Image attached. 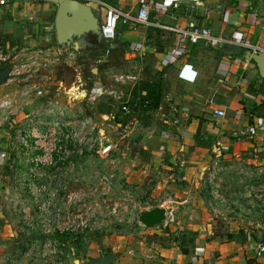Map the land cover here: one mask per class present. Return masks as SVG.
I'll list each match as a JSON object with an SVG mask.
<instances>
[{"label": "crops", "instance_id": "crops-1", "mask_svg": "<svg viewBox=\"0 0 264 264\" xmlns=\"http://www.w3.org/2000/svg\"><path fill=\"white\" fill-rule=\"evenodd\" d=\"M102 1L124 13H136V0ZM147 1L150 20L154 24L173 27L195 18L201 26L222 34L227 42L221 47H206L199 43L181 50L176 45V35L170 31H162L156 26L147 28L121 24L116 41L90 44L85 37H81L79 39L82 41H74L71 46L78 52L84 70L92 73L91 83H95L97 76L111 66H115V71H131L137 75L138 81L132 92L131 115L134 117L132 122L126 125L119 123L118 126L126 133L141 129L143 137L133 144L140 146L142 154H145L142 161L160 164L166 159L176 164L177 160L186 173L195 169L196 165L202 167L206 162L212 164L215 161L226 165L229 175L236 180L243 179L250 188L254 183L258 184L256 190L259 195H264V79L258 75L252 59L253 50L240 45L241 41L248 40L252 46L264 49L260 32V20L264 15L263 0ZM32 3L39 4V9H42L38 12L37 5ZM174 3H178L177 8H173ZM29 6L36 10L33 11ZM56 9L54 4L44 0H16L13 5L0 8L1 39L12 40L13 43L9 45V42L1 41L0 46L33 48L42 44H55ZM97 14L99 17L104 16L103 11ZM98 58L104 62L97 67L94 61ZM61 72L66 74L65 71ZM56 75L60 78L59 74ZM164 83L169 85L165 94H170L173 102L185 109L186 114L180 115L172 126L163 125V122H160V126L149 125L148 120L157 118V113L167 114L173 122L175 118L169 114V103L166 101L170 97H164L163 92L160 106L150 112L141 109L135 92ZM15 90V86L3 84L0 86V97L7 95L14 102L17 99ZM142 94L146 92L142 91ZM42 103L43 100L39 99V103L34 100L25 112H32L37 104L41 108ZM215 110L224 111L225 117L215 116ZM74 114L70 109L68 117ZM23 116L24 113H17L4 121L3 113H0V165L8 159L6 152L13 147L11 138ZM144 116L146 123L142 124ZM127 118L129 116H121V119ZM16 159L13 157L14 167L18 164V167L23 168V160ZM0 176V181L22 178H17L13 171ZM0 192L14 194L8 186L0 188ZM26 194L24 192L21 195ZM261 204V201L257 202L258 210L263 207ZM202 208L208 209L207 206ZM11 210L8 201L0 198V256L5 253L11 256L13 264H36L29 259V254L22 251L32 239L27 238L29 232L24 226H19L12 219ZM187 214L181 211L176 216V224L169 225V229H163V232L158 231L160 225L150 227L157 235L143 238L138 248L118 255L109 253L114 255L110 264H264V256L256 257L254 254L258 234L253 231L248 233L246 229L243 234L232 231L226 240L220 241L214 235L209 219L205 222L193 216L187 217ZM229 234L232 238L228 239ZM101 254L107 253L90 245L80 258V263L86 264Z\"/></svg>", "mask_w": 264, "mask_h": 264}, {"label": "rangeland", "instance_id": "rangeland-1", "mask_svg": "<svg viewBox=\"0 0 264 264\" xmlns=\"http://www.w3.org/2000/svg\"><path fill=\"white\" fill-rule=\"evenodd\" d=\"M36 5L39 12L42 8ZM97 16L99 23L102 22L103 17ZM1 41L0 36V44ZM3 41L9 42L5 38ZM11 42L9 45L13 44ZM80 64L82 74L87 77V70ZM114 67H109L108 71L116 72ZM59 72L56 74L61 79L71 81L72 76L67 71L66 74ZM97 77L104 86L110 85L102 73ZM92 81L93 78L90 83ZM161 85L159 89L164 92V97L168 95L172 99L170 94H165L169 85ZM61 96L60 105L66 104V96ZM70 109L75 114L69 118L68 111L65 116L76 119L79 124L84 118H90V125H77L71 146L68 145L70 142H61L60 148L55 150L49 142L52 152L47 149L44 153L39 147L31 150L29 146L21 148L15 143L6 152L8 159L0 165V175L13 171L17 178L22 177L16 181L2 179L0 188L11 187L14 194L0 192V198L11 205L12 219L29 232L27 238L32 242L28 247L20 248L29 253L33 263L82 264L80 258L90 245L107 254L132 251L138 248L143 238L157 235L153 229L138 222L139 213L155 205L172 211L175 221L171 224L176 222L181 211L188 213L187 217L205 222L209 219L213 233L220 241L226 240L232 231L240 233L245 229L248 233L258 234L257 241L264 237V195H259L256 190L258 184L254 183L250 188L243 179L236 180L229 175L226 165L215 161L212 164L206 162L202 167L196 165L187 173L177 160L176 164L166 159L160 164L142 161L145 154L140 146L133 144L141 140L142 131L138 128L133 132L122 131L117 122L126 125L134 116L121 119L122 114L120 116L111 98L70 103ZM145 117L142 124L146 123ZM155 118L149 119L147 124L160 126L161 118ZM40 135V130H36L25 140L27 143L39 142ZM36 155L44 156L42 163L28 162ZM13 157L17 161L23 160V168L18 164L14 167ZM24 192L27 194L21 195ZM258 201L263 205L261 210L257 209ZM205 206L207 210L202 208ZM260 222L263 223L258 225ZM169 225L160 226L158 231L169 229ZM26 235L28 233L23 234ZM36 249L39 252L37 257L34 255Z\"/></svg>", "mask_w": 264, "mask_h": 264}, {"label": "built area", "instance_id": "built-area-1", "mask_svg": "<svg viewBox=\"0 0 264 264\" xmlns=\"http://www.w3.org/2000/svg\"><path fill=\"white\" fill-rule=\"evenodd\" d=\"M15 1L0 0V8L9 7ZM75 1L85 3L90 7L91 5L94 6L91 8L95 14L101 11L104 12L103 20L99 24L100 38L105 42H111L116 39L119 24L142 25L147 28L156 26L162 29V31H170L176 35V45L181 50H187L191 45L199 43L206 47H221L227 42L222 34L215 33L206 26H201L195 18H190L183 24L173 27L154 24L150 20L147 0H136L137 9L135 14L124 13L121 9L119 10L102 0ZM177 7L178 3H174L173 8ZM225 21L231 23L228 19H225ZM260 32L264 39V15L260 20ZM240 45L245 48H251L254 53L264 52L263 48L252 46L248 40L241 41ZM103 62L102 59L98 58L94 61V65L98 67ZM80 66L78 52L71 47L68 48L57 43L37 45L33 46V48H25V46H0V71L1 69H8L4 84L15 86L16 97L18 99L15 97L16 100L13 102V98H9L7 95L1 96L0 113H3L4 121L10 120L11 116L13 118L17 113H24L22 118L23 123L18 124L12 136L13 146L15 143H18L19 147L29 146L31 150H36L39 147L44 153L47 152V149L48 152H52L48 146L49 142H52L53 149L55 150L60 148L61 142H70L68 145L71 146L76 136L75 129L78 126L84 127L85 125H90V118H84L83 123H80L81 125L74 118L68 119L65 114L70 111V103L79 101L88 103L108 97L116 103L119 114L126 117L132 114V92L138 81V77L134 72H109L107 68L102 72L110 82V85L106 87L98 82V80L95 83H90L93 78L92 76L90 77L92 73L89 71L88 76L85 77L82 74L83 71ZM59 71L70 72L72 74L71 81L65 83L58 78L56 72ZM123 87L128 90H125ZM71 89L76 90L73 93ZM62 94L66 96L67 101L66 104L60 105L59 99L62 97ZM39 99L43 100V103L40 105L41 108L37 104L34 108L35 110L25 112L26 107L32 104L34 100H38L39 103ZM166 101L169 103V114L172 118H175L173 122L168 119L167 114L156 113L157 117L161 118L160 120L163 122V125L172 126L177 123L180 115L186 114V110L178 107L171 98H167ZM13 106L14 108H12ZM225 114L221 110L214 111V115L219 118L225 117ZM36 130H40L41 132L39 142L34 140L31 143H27L25 139L30 137L31 133ZM34 136V138H37L36 135ZM42 158L36 155L30 158L28 162L37 165L39 162L42 163ZM171 212L165 211V218L160 226L165 228L175 221V217ZM36 227L39 228L38 223ZM37 251L38 249L34 253L36 257L39 255ZM254 254L256 257L264 256V237L256 243ZM0 264H13V259L5 253L0 256Z\"/></svg>", "mask_w": 264, "mask_h": 264}, {"label": "water", "instance_id": "water-1", "mask_svg": "<svg viewBox=\"0 0 264 264\" xmlns=\"http://www.w3.org/2000/svg\"><path fill=\"white\" fill-rule=\"evenodd\" d=\"M54 4L57 9L54 18L55 42L58 45L71 47L75 39L90 35L92 39L100 37L99 19L92 8L75 0H44ZM259 77L264 79V52L253 53ZM8 69L0 72V86L4 84ZM163 207H154L139 213L138 222L146 228L159 226L165 218ZM114 260L113 254H101L99 258L92 259L86 264H110Z\"/></svg>", "mask_w": 264, "mask_h": 264}, {"label": "trees", "instance_id": "trees-1", "mask_svg": "<svg viewBox=\"0 0 264 264\" xmlns=\"http://www.w3.org/2000/svg\"><path fill=\"white\" fill-rule=\"evenodd\" d=\"M85 40L87 43H90V44H99V43H101L102 39L100 37H95L94 39H92V37L90 35H88V36H85ZM75 42L79 43L78 39H75ZM142 91H145L146 94L143 95ZM142 91L135 92V97L138 101V105L141 106V109H144V110H147L150 112L156 111L158 109V107L160 106L161 95H162V92L159 89V85H157V86L153 85L152 87H150V89L145 87V88H143ZM133 98H134V95H133ZM146 102H147V104H146ZM117 123H120L122 125L121 121H118ZM239 234H243V233L241 232ZM229 238H232L231 234H229L228 239Z\"/></svg>", "mask_w": 264, "mask_h": 264}, {"label": "bare ground", "instance_id": "bare-ground-1", "mask_svg": "<svg viewBox=\"0 0 264 264\" xmlns=\"http://www.w3.org/2000/svg\"><path fill=\"white\" fill-rule=\"evenodd\" d=\"M76 89H71V91L74 93V91H75Z\"/></svg>", "mask_w": 264, "mask_h": 264}, {"label": "flooded vegetation", "instance_id": "flooded-vegetation-1", "mask_svg": "<svg viewBox=\"0 0 264 264\" xmlns=\"http://www.w3.org/2000/svg\"><path fill=\"white\" fill-rule=\"evenodd\" d=\"M80 41H82V39H79ZM81 43V42H80Z\"/></svg>", "mask_w": 264, "mask_h": 264}]
</instances>
